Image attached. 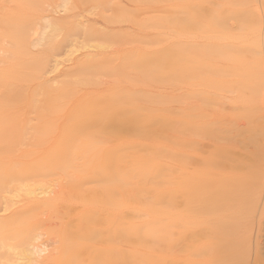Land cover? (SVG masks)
Here are the masks:
<instances>
[{"label": "bare ground", "instance_id": "obj_1", "mask_svg": "<svg viewBox=\"0 0 264 264\" xmlns=\"http://www.w3.org/2000/svg\"><path fill=\"white\" fill-rule=\"evenodd\" d=\"M4 1L6 4L0 0V141H3L0 142V163L6 157L3 149L8 147L11 141L24 145V138H19L14 133L20 125L24 127V111L27 110L30 118L34 119H40L44 114L45 108L40 107L36 96L38 94L24 92L25 65L33 63L38 67L43 63L44 66L48 64L53 71L58 70L56 52L60 48L56 43L55 25L50 19H43L42 37L39 40L46 38L48 41L40 52V61L37 62L27 45V40L24 39L25 24L28 20V13L25 12L26 0ZM190 3L209 7L216 12H228L236 6L233 0L185 1L186 8L182 7L179 15L194 21H191L190 27L180 26L172 33L171 38L175 40V44L180 45L188 41L184 47L197 51L199 56L186 59L182 51L171 52L175 55L170 57L172 59L169 62V69L176 73L173 76L181 77L183 74L188 77L187 73L191 72L202 74L199 86L204 89L208 86L207 89L211 88L215 94L220 93L219 97L231 91L250 93L254 89L257 90L252 74L254 72L247 71V63H235L242 67L245 73L250 74V81H244L239 87L234 85L231 71L224 72L220 66L206 68L201 41L202 38H212L210 32L213 30L207 25L211 22L218 23V19H205V11L202 8L191 10ZM177 6L179 4H172L169 9ZM78 14L72 18L73 21H81L80 27L97 30L96 23L95 27H92L82 18V13ZM231 21L232 18L227 22L228 28ZM32 25L37 24L33 22ZM189 39L193 41L190 42ZM212 40L216 44L209 46L207 53L211 54L215 47H219L224 49L222 55L225 54V58L233 59L230 39L218 44V40ZM69 44L71 47L73 40L69 41ZM213 53L220 51L213 50ZM103 55L104 53H97L80 57L75 67L86 68L93 65L99 69L103 64ZM29 57L33 59L29 60ZM224 57L219 56L217 59ZM160 67L168 69L164 64H160ZM176 69L180 70L177 72ZM98 73L102 74L99 71ZM215 73L222 74L223 79L208 82L209 75ZM96 75L94 77L98 76ZM126 76L106 89L88 91L76 100H69V90H60L55 96L51 95L49 82H44L49 100V106L46 107L48 109L45 110L53 113L66 111L69 122L59 129L60 140L50 149L53 152L50 157L40 165L21 164L19 159H16V155L21 152L19 147L9 152V156H13V168H10V175L6 176L8 182L6 180L0 185V264H44V260L45 264H50L46 261L49 250L45 248L48 244L45 242L44 233L33 232L40 223V220L33 222L35 212L41 206L61 205L69 198L68 194L72 197V208L84 205L89 209L80 219L72 220L69 231L63 232L64 239L58 244L59 247H56L65 252V264H167L164 259L154 258L157 248L182 246V240L187 238L202 240L198 243L199 249L213 253L216 264H232L233 259L229 257L238 254L240 248L236 240L246 234L247 222L243 217L246 212V197L248 198L247 195L252 189L249 187L251 179L249 174H246L249 169L245 165L247 163H240L237 157H234L233 152L236 150L233 144H223L227 130L224 127V119L201 115L198 110L184 117L179 116V112L170 107L159 109L140 105L141 99L151 100V97L136 93L118 94V90L123 89V84L127 83L123 80L127 79ZM93 81H101V78ZM133 81L136 80L131 81L135 84ZM238 99L236 102H241L242 106L245 102L249 104L244 101L245 97ZM220 104L226 108L223 100ZM198 118L203 119V123H200ZM22 136L24 137V134ZM140 139L148 145L128 151L111 150L113 145L120 146ZM29 154L32 157V153ZM75 157H82L87 161L78 173L82 176V182L61 188L52 201L32 199L26 202L11 215L12 223L9 219L3 222L6 220L3 214L11 199L10 193L5 191L9 184L16 181V178L23 181L36 177H51L55 168L63 167ZM68 177L73 179L70 173ZM92 177L97 180V184H90ZM254 181L258 183V175ZM66 190L68 194L65 193ZM235 194L242 199L240 206L233 205L231 195ZM4 205L5 208L1 211ZM78 225H83V229L74 230L73 226ZM96 226L102 231L100 237H103V240L100 243L103 250L99 252L101 255L96 254L97 256L89 259L72 256L73 250L78 247L84 249L80 247L82 243L79 240L89 237ZM52 227L54 228H47V236L62 228L60 225ZM11 235L18 239V247L8 244L7 239ZM113 238L127 239L124 242L129 244L130 248H120V243L112 241ZM136 238L143 240L138 241ZM153 238L165 240L156 243L152 241ZM39 242L47 246L42 247ZM161 252L163 253L162 250ZM50 259L54 260L53 257ZM62 261L60 262L63 263ZM210 261L211 259L208 262ZM197 264H204V261L200 260Z\"/></svg>", "mask_w": 264, "mask_h": 264}, {"label": "rangeland", "instance_id": "obj_2", "mask_svg": "<svg viewBox=\"0 0 264 264\" xmlns=\"http://www.w3.org/2000/svg\"><path fill=\"white\" fill-rule=\"evenodd\" d=\"M1 1L6 4L4 0ZM136 1L138 3L134 0H26V11H24L28 13V20L25 24L24 39L27 40V45L34 58L37 62L40 61L38 60L40 52L48 41L46 38L39 40L42 37V23L45 18L50 19L55 25L56 43L60 48L56 52L58 70L53 71L48 64L44 66L43 63L38 67H35L33 63L25 65L24 92H36L40 107L48 109L46 107L49 106V100L45 81L49 82L48 89L51 95L55 96L60 90H69V100L72 98L76 100L86 95L88 91L106 89L115 81H121L120 79L127 74V79H123L127 83L123 84V89L118 90V94L136 93L140 96L151 97V100L141 99L140 105L159 109L170 107L179 112V116L184 117L198 110L201 115L224 119V127L227 130L223 144H233L236 150L233 152L234 157H237L240 163H247L245 165L249 169L246 174H249L251 179L249 187L252 189L247 195L248 198L246 197V212L243 217L247 222L245 224L246 234L236 240V244L240 247L238 254L231 255L229 259H233L232 264L239 262L241 264H264V0H233V4L236 5L235 9L228 12L222 10L216 12L209 7L190 3L191 10L202 8L205 11V19H218V23L211 22L207 25L213 30L210 32L212 38H202L201 41L206 68L212 69L214 66H220L224 72L231 71L234 85L237 87L246 80L250 81V74L245 73L242 67L235 63H247L249 65L247 71L254 72L252 74L258 87L257 90L254 89L250 93L231 91L221 95L222 97H219L220 93L212 92L211 88L207 89L208 86L205 87L206 89L199 86L202 74L191 72L187 73L189 78L183 74L181 77H174L176 73H172L169 69V62L175 57L171 54L174 50L184 52L186 59L199 56L197 51H190L184 47L188 41L180 45L175 44V40L171 38L172 33L180 26L190 27L194 21V19L189 20L186 16L179 15L182 7L186 8V0ZM172 4H179V6L169 9ZM78 13H82V18L92 27H95L96 23L97 30L85 29L79 26L81 21L75 19L73 21L72 17L79 15ZM231 18V25L228 28L227 22ZM64 20L68 22H61ZM33 22L37 25H32ZM48 31L50 32L51 29ZM212 39L218 40L217 44L230 39L233 59L225 58L226 55H222L224 49L219 47L213 50L220 51V53L214 54L213 50L211 54L207 53L206 49L216 44ZM71 40L74 44L70 47L69 41ZM189 41L193 40L189 39ZM97 53H104L101 68L98 69L93 65L86 68L75 67L80 57ZM219 56L224 58L218 60ZM30 59L33 58L29 57ZM160 64H164L168 69L161 68ZM176 70L178 72L180 69ZM223 77L222 74L215 73L210 74L207 80L208 82L221 81ZM97 78H101V81H93ZM132 80H136L133 81L135 84L131 83ZM239 97H245L244 101H248L249 104L245 102L242 106L241 102H236L239 101ZM220 99L223 100L226 108L221 106ZM57 104L60 105V101L57 100ZM31 105L34 106L32 102ZM45 109L40 119L30 118L28 111H24V127L20 125L18 131H13L19 138H24V145L11 141L8 147L3 149L6 157L0 163V185L6 180L8 182L6 176L10 175V168H13L11 162L13 156H9L11 149L19 147L21 152L20 155H16V159H19L21 164L29 166L40 165L53 153L50 149L60 140L59 129L69 122V118L66 111L53 113ZM198 121L203 123L201 118H198ZM141 145H148V143L142 139L134 140L120 144V146L119 144L113 145L111 150L128 151ZM204 147L209 146L204 145ZM29 153H32L33 159L31 160ZM86 162L82 157H75L63 167L55 168L54 175L51 177H36L23 181L16 178V181L9 184L5 190L10 193L11 199L3 214L6 218L3 222L9 219L12 223L11 215L26 202L32 199L52 201L61 188H67L75 182H82V176L78 173L85 167ZM68 173L71 174L72 180L68 177ZM16 174L15 172L14 175ZM235 174L234 171L233 175ZM256 175L259 176L258 183L254 181ZM90 182L91 185L97 184V180L93 177ZM65 193L68 194V190ZM70 196L68 194L69 198L59 206H41L35 212L36 217L33 222L40 220V223L33 232L44 233L45 242L51 249L45 243L39 242L38 244L42 247L47 246L45 248L50 252L48 251L46 261L50 264L53 262L54 264H65V252L56 247H59L58 244L64 239L63 232L69 231L72 220L80 219L87 214L89 209L84 205L72 208L73 205L70 202L72 197ZM231 196L233 205L240 206L243 203L238 195ZM4 208L5 205L2 206L1 211ZM58 225L62 228L47 236V228L53 229L52 226ZM83 227V225L73 226L76 231ZM101 232L100 227L93 228L89 237L79 240L82 243L80 247L84 249L81 250L78 247L73 250L72 256L89 259L101 255L99 253L103 250L100 243L103 240V237H100ZM122 239L113 238L112 241H117L120 243V248L128 250L129 244L124 242L127 239L123 241ZM136 240L142 241L143 239L136 238ZM164 240L163 238L152 239L156 243ZM7 241L13 247L19 245L18 239L13 235ZM182 241L184 245L174 246L175 248H157L155 253L157 255L154 254V258L164 259L167 264H197L200 260L204 261V264H216L213 253L212 255L199 249L198 243L202 240L187 238ZM54 247L59 250L56 251ZM50 256L54 260H51ZM210 259L211 261L208 262ZM43 263L45 264V260Z\"/></svg>", "mask_w": 264, "mask_h": 264}]
</instances>
